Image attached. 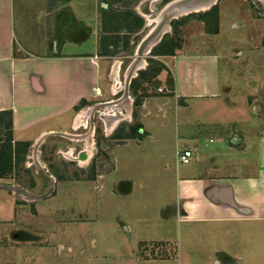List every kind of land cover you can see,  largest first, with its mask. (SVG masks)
I'll return each instance as SVG.
<instances>
[{"label": "crops", "instance_id": "obj_1", "mask_svg": "<svg viewBox=\"0 0 264 264\" xmlns=\"http://www.w3.org/2000/svg\"><path fill=\"white\" fill-rule=\"evenodd\" d=\"M133 1L0 0V111L12 112L14 142L35 146L46 134L69 139L63 135L72 131L80 113L78 107L89 103L99 111L108 103H118L119 100L104 99L108 90L104 77L113 75L115 79V68L122 58H115L110 65L114 70L110 72L107 56L118 54V50L109 51V48L116 47L119 38L125 39L126 50L133 45L134 37H130L133 28H127V17L121 15L119 20L116 17L129 10L135 15ZM149 1L140 0L138 5L150 11ZM140 11L136 14L145 22L142 21L141 27L146 24L142 13L150 12ZM109 12H113L117 21L108 23L105 15ZM140 27L134 28L136 32L132 35ZM157 58L171 72L173 95L164 99L177 106L172 108L177 118L178 109L189 103L220 97L218 55L182 53L157 55ZM97 88L100 95L95 93ZM110 92L113 94L112 88ZM129 92L125 88L124 96L129 97ZM85 119L89 124L91 119ZM90 126L87 127L91 131L94 128ZM36 127L39 129L34 132ZM61 127H70V131ZM250 128L207 129L206 134L218 131L215 134L219 139L209 138V145L198 140L201 133L197 139H189L192 149H187L194 152L189 165H182L178 158L173 165L172 158L163 157L157 168L149 170L145 181L133 175L128 176L132 179L114 184L111 188L114 197L119 191L121 196L133 195L142 202L145 196L149 202L144 208L128 206V211L137 214L139 220L147 219L142 231L134 221L125 223L119 217L128 235L56 240L57 248L51 247L46 239L45 245L35 248L57 249L56 257L48 255L45 264H54L60 251L66 253L61 264H264V127ZM166 129L154 127L152 131L158 132L154 134L142 127L139 133L147 135L148 142L157 144L156 140L166 138ZM116 130L110 137L116 136ZM135 136L130 133L124 138ZM175 136L179 138L178 131L172 140ZM215 141L219 145L211 147ZM33 158L37 159L35 153ZM115 171L97 179L103 184ZM151 176L164 184L150 183ZM156 196L164 197L159 204ZM152 219L158 226L148 225ZM171 220L175 223V236L165 230ZM141 242L147 243V251H151L148 246L154 250L171 247L173 255L141 258Z\"/></svg>", "mask_w": 264, "mask_h": 264}, {"label": "rangeland", "instance_id": "obj_2", "mask_svg": "<svg viewBox=\"0 0 264 264\" xmlns=\"http://www.w3.org/2000/svg\"><path fill=\"white\" fill-rule=\"evenodd\" d=\"M139 1H133L135 15L144 10L150 12L147 15L155 16L174 0H157L155 3L151 0L148 4L150 11L142 9L138 5ZM217 1L208 10L170 20L169 32L160 38L156 52L142 56L140 63H144V68L138 70L129 83L126 79L127 67L135 58L136 46L148 30L144 20L142 19L144 23L138 33L132 35L136 32L135 29L130 32V37L134 38L129 50H126L125 39L122 41L120 38L116 47L113 44L109 48V51L118 50V54L122 52L107 56L110 72L114 70L110 65L114 64L115 58H122L119 77L121 84H116L118 92L112 95L110 88L113 86L114 77L105 75L108 90L103 97L119 101L109 104L116 105L113 107L116 112L107 109L108 105L100 107L99 111L89 103L82 108L78 107V113L88 112L89 116L86 118L91 119L89 124L85 120L94 128L90 136L91 156L82 160L83 163L79 159L88 154L85 151V142H74L54 134H46L35 146L29 144L21 147L19 163H13L11 169L6 170L4 177L0 178V264H45L48 255L56 257L57 254V249L35 248L45 245L46 239L51 247L57 248L56 240L128 235L124 232L122 222L132 221L142 231L143 222L147 219L139 220L137 214L128 211V206L144 208L149 202L145 196L142 202L140 197L121 196L119 191L116 193L118 196L114 197L111 194L114 184L117 185L124 179H132L128 176L133 175L145 181L146 174L153 167L157 168L160 158L163 157L172 158L174 165L178 158L177 152L192 149L188 140L197 139L199 133L202 136L198 140L209 145V138H216L218 134L215 133H219H204L212 127H243L244 130L264 127V3L259 0ZM212 10L218 12V22H214ZM118 14L124 18L125 12ZM126 20L132 27L137 24L133 15L129 14ZM157 52H208L218 55L220 97L189 103V106L178 109L180 116L177 118L172 111L177 106L173 101L170 103L164 99L173 95L165 90L166 87L170 88L167 83L171 72L168 68L162 70L160 64L163 63L154 55ZM127 85L129 97L124 96ZM159 88H164L163 92ZM114 122L116 136H107L103 131ZM139 123L154 134L158 133L152 131L154 127H167L166 138L156 140L157 144L148 142L147 135L141 139H125L124 136L133 133L132 127ZM37 129L39 127L34 132ZM61 129L70 131V127ZM89 129L81 128L77 132L72 130L69 134L77 133L87 137ZM176 131L179 138L175 136L176 139L172 140ZM216 145L219 142L211 143V147ZM70 146L74 148V154L66 156L64 152H68ZM61 150L63 152L59 153ZM112 151H115L114 154ZM34 153L35 159L37 155L36 160L33 158ZM228 157L231 158L229 155ZM139 160L140 163L137 162ZM114 169L116 173L107 182H99L98 177L105 176ZM176 170H179L178 167ZM151 178L152 184H164L154 176ZM166 190L170 192L169 189ZM161 198L164 197L156 196L157 204L161 202ZM119 217L122 222L118 221ZM67 222L73 223L68 225ZM149 224L158 226L153 219ZM174 225L172 220L168 221L165 229L171 236L176 233ZM74 246L80 247L77 243ZM148 247L150 250L153 248ZM162 249H166V256L173 255V249L167 246L153 252L146 251L145 255L165 256ZM58 254L54 258V264H61L60 261L66 257L65 251Z\"/></svg>", "mask_w": 264, "mask_h": 264}, {"label": "trees", "instance_id": "obj_3", "mask_svg": "<svg viewBox=\"0 0 264 264\" xmlns=\"http://www.w3.org/2000/svg\"><path fill=\"white\" fill-rule=\"evenodd\" d=\"M212 14L214 16V22H218V12L216 10H212ZM133 15L135 17V19L137 20V24L133 25L135 27L129 26L128 25V29H134V28H138L140 27V25L142 24V20L137 16L131 13V11H127L124 15V18H126L128 15ZM204 15V14H202ZM106 17H108V23H110L111 21L115 20V15L113 14V12H109L107 15H105ZM117 19L119 20L118 17H120L119 15L116 16ZM117 19L115 21H117ZM113 28H115L113 26ZM113 38V37H112ZM109 39V38H108ZM159 45H157L152 52H156V48H158ZM154 55H174L173 52H169V53H162V52H157L154 53ZM162 70H167V68L163 65L160 64ZM168 86L170 88H167L169 90V92L171 93L172 90L174 89V81L173 78L170 74V78L168 80ZM142 128V124H136L132 127L133 133H135V137L136 139H141L142 135H140L139 133V129ZM3 137V139H2ZM29 145V143H25V142H14L13 141V133H12V112L11 111H0V178L4 177V173L6 172V170L11 169L12 164L13 163H19L20 161V153H22L21 151V147H27ZM25 152V150L23 151ZM161 246H164V243H159ZM156 247L158 246V244H154ZM147 247V243L145 242H141L139 243V256L141 258H148V256L145 255V252L148 250ZM154 249H151V252H153ZM166 251L164 250V255L163 257H166ZM154 254V253H152ZM157 257V256H154ZM152 257V258H154Z\"/></svg>", "mask_w": 264, "mask_h": 264}, {"label": "bare ground", "instance_id": "obj_4", "mask_svg": "<svg viewBox=\"0 0 264 264\" xmlns=\"http://www.w3.org/2000/svg\"><path fill=\"white\" fill-rule=\"evenodd\" d=\"M215 1V3H217L218 1L217 0H214ZM217 1V2H216ZM260 2H263L264 3V0H259ZM155 2H157V0H152V3H155ZM215 3L213 4V5H215ZM168 5V4H167ZM167 5H165L162 9H163V11H166V9H167V11L168 10H171ZM168 7V8H167ZM208 7H210V5H207V4H202V5H199V6H196V7H194V9L192 8H186V9H177V10H173L174 12V16H173V18L174 19H177L178 17H180V16H182V15H186V14H189V13H195V12H197V11H205ZM161 11L162 10H160L155 16H150V15H147V14H144V13H142V17H144L145 18V21H146V28H148V30H147V32L146 33H148V32H150V31H152V29H154V27L158 24V23H160L161 21H162V14L163 13H161ZM169 12H167L166 13V16H169V14H168ZM169 22H170V19L169 18H167L166 19V22L164 23V26H163V28H162V32L164 33V34H166V33H168L169 32V28H170V25H169ZM146 64V63H145ZM143 65H144V63H137V64H135V68H134V70H133V76L135 75V73L139 70V69H143L144 67H143ZM117 74V76L115 77V79H114V83H113V86H112V95H115L118 91H117V85L116 84H121V79L118 77V75H120V65L119 64H117V68H115V75ZM128 74L126 75V79H127V82H130V76H128ZM98 95H100V94H98ZM110 104V103H109ZM108 104V106H107V109H112L113 111H115V108H113V107H115L116 105H109ZM90 112V111H89ZM106 112V111H105ZM111 112V111H110ZM116 112V111H115ZM87 115H88V112H85V111H83V112H80L78 115H77V117H76V119L74 120V123H73V131L74 132H77L79 129H83V128H85V129H88V127H87V122H86V120H85V118L87 117ZM114 116H115V114H113ZM89 116V115H88ZM101 116V115H100ZM115 119H117V118H115ZM116 128V122H114L112 125H111V127L109 126V127H107L104 131H105V134H107V136L108 135H110V133L114 130ZM91 134H92V130L87 134L88 136L86 137V136H83V135H78L77 133H73V134H69V133H67V134H65L66 135V137H68L71 141H76V142H85V151L86 152H88V154L87 155H85V157L83 156V157H80V159H79V162L80 163H83L84 161H82V160H86V159H88V157H90L91 156V140H90V136H91ZM80 137H86V138H83V139H79ZM93 139V138H92ZM74 148L72 147V146H70V148H69V151L68 152H64V154L66 155V156H72L73 154H74ZM84 151V150H83ZM78 159V158H77ZM87 162V161H86Z\"/></svg>", "mask_w": 264, "mask_h": 264}, {"label": "water", "instance_id": "obj_5", "mask_svg": "<svg viewBox=\"0 0 264 264\" xmlns=\"http://www.w3.org/2000/svg\"><path fill=\"white\" fill-rule=\"evenodd\" d=\"M214 3H215L214 0H174V1L170 2L167 6L171 10L167 11V9H166V11H163V10H162L163 12L161 11V13H163L162 14V21L160 23H158L154 27V29H152V31L148 32L145 35V37L141 40V42L139 43V45L137 47V51H136L137 57H136V60L132 63V65H131L128 73H127L128 76H130V78H133V74L132 73H133V70L135 68V64H137L141 60L142 56L147 55L148 53H150L152 47H154L160 41V38L164 34L162 32V28L164 26V23L166 22L167 18H169L170 20L174 19L173 18V16H174L173 12L175 10H177V9H186V8H191V9L193 8L194 9V7L202 5V4H207V5H210V7H212ZM210 7H208L206 10H208ZM167 12H169L168 13L169 16H166ZM197 12H200V11H197ZM127 88H126V91H127Z\"/></svg>", "mask_w": 264, "mask_h": 264}, {"label": "built area", "instance_id": "obj_6", "mask_svg": "<svg viewBox=\"0 0 264 264\" xmlns=\"http://www.w3.org/2000/svg\"><path fill=\"white\" fill-rule=\"evenodd\" d=\"M160 92H163V88H159ZM168 91L167 89H165ZM96 94H101V90L99 88L96 89ZM178 161L182 164H190V162L194 159V152L190 149H184L182 152H177Z\"/></svg>", "mask_w": 264, "mask_h": 264}, {"label": "flooded vegetation", "instance_id": "obj_7", "mask_svg": "<svg viewBox=\"0 0 264 264\" xmlns=\"http://www.w3.org/2000/svg\"><path fill=\"white\" fill-rule=\"evenodd\" d=\"M215 4H216V3H215ZM84 155H85V154H84ZM84 155H83V156H84Z\"/></svg>", "mask_w": 264, "mask_h": 264}]
</instances>
